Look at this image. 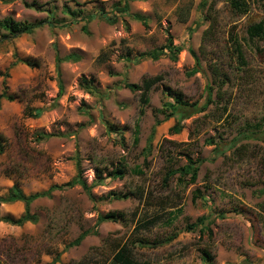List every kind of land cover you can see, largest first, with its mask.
<instances>
[{
	"label": "rangeland",
	"instance_id": "374dc122",
	"mask_svg": "<svg viewBox=\"0 0 264 264\" xmlns=\"http://www.w3.org/2000/svg\"><path fill=\"white\" fill-rule=\"evenodd\" d=\"M240 1L0 0V21L46 22L0 31V95L13 97L0 104V217L24 213L1 203L14 186L42 193L81 170L91 187L36 201L37 223H0V264H264V0ZM158 76L148 105L125 88ZM177 94L212 103L184 119L167 107ZM190 165L194 184L192 172L167 179Z\"/></svg>",
	"mask_w": 264,
	"mask_h": 264
},
{
	"label": "trees",
	"instance_id": "16d2710c",
	"mask_svg": "<svg viewBox=\"0 0 264 264\" xmlns=\"http://www.w3.org/2000/svg\"><path fill=\"white\" fill-rule=\"evenodd\" d=\"M228 1L232 5V7L236 10L240 11L243 8L246 9V6L240 0H228ZM117 10L120 13L123 12L122 11L123 9L121 7H117ZM190 10H191V7H189L187 9V15H188ZM187 15H184V13L180 14L179 20L181 22H186L187 21ZM134 18L136 20L140 21L144 25V27L148 26L147 21L143 16L136 15ZM91 19H92V17L88 18V20H91ZM106 21L111 25L117 24V19L107 18ZM45 23L46 22H38V23H22V22H20L19 23V22L13 20L12 18H5V19L0 21V31L5 33L4 37L16 38V37H19L21 35L34 33V31L41 28L42 25H44ZM254 31H255L256 35H261L262 33L264 34L263 29L261 27H257ZM165 49L169 51L170 57L174 61H175L176 57L179 55V53L181 52V48L177 47L174 44L173 39L171 37L169 38L168 45L165 47ZM190 53L192 55H194L193 51H191V50H190ZM161 55H164V49L156 50V51H153L150 53H143L140 55V57L143 59L149 57L151 60L157 61V60H159ZM104 56L105 55L103 54L100 56V58L104 57ZM72 59H74L76 61V60H79V57L76 55H70L69 57H67L64 60H62L61 58H58V64L60 65L64 61H70ZM198 62L199 61L197 60V65L199 66ZM23 63L28 65V66H33V64H31L29 62H23ZM161 81H162V78L159 76L154 77V78H147V79H144L143 83H141V84L126 83L125 88L132 93H141L142 103L144 105H148L150 102V100H149L150 90ZM82 84H83L84 88L90 89L91 82L87 81L86 79H83ZM59 85H60V95H61V93L63 91V85L61 84V82L59 83ZM89 91L91 93V90H89ZM2 100L12 101L13 97L7 95L4 92L0 95V104H1ZM175 103H176V105L169 103V104H167V107L173 111L175 109L180 110L182 113V118L187 119L195 113H199V112L206 110L209 107V105L212 103V94L209 95L207 103L202 108L198 107L197 104H189V103L185 102L183 100L182 94H177L175 96ZM33 116L36 118H39L41 116V110H36L35 114ZM168 117H171V116H168ZM157 124H159V123L157 122ZM179 132H181V127L178 126V127H176V133H179ZM45 137L48 138L50 136H45ZM135 142L137 143L138 140L136 139ZM3 151H4V147H3L2 141L0 140V153H2ZM78 164L80 165L79 160H78ZM190 164H192V163H190ZM193 167L194 166L190 165V168H188V169L173 171L172 173L169 174L167 179H169L170 177L172 178V176L175 175L176 173H185L187 175L188 173L192 172L191 183L194 184L196 179H197L198 168H193ZM114 177H118V178L123 177L122 170L116 171L114 173ZM78 186L81 187L85 192H87L89 194L91 193V187L88 186V184L82 179L81 170H79L78 175L72 181H69L62 186H57V185L53 186L50 189H48L47 191L42 192V193L26 195L19 187L14 186L9 191L8 196L6 198L1 199V203H3V204H13V203H17V202L23 203L24 204V211H23L24 213L21 217H19L17 219L11 218V217H0V223H4V224L11 225V226H16V227H23L27 223H37V221H38L37 216L33 215L30 212L32 209V205L36 201L42 200V199H50L53 197V194L55 192L70 190V189H73V188L78 187ZM107 221H116L115 215L114 214H108L106 216L100 217L98 220V224H102V223L107 222ZM93 234H95V233L90 232V231H86V232L82 233L70 245V247L80 246L82 244V242L87 237H89L90 235H93ZM174 239H175L174 236L169 237L168 239L164 240L162 243L168 244V243H171ZM206 256H207V258H210L209 254H206Z\"/></svg>",
	"mask_w": 264,
	"mask_h": 264
}]
</instances>
